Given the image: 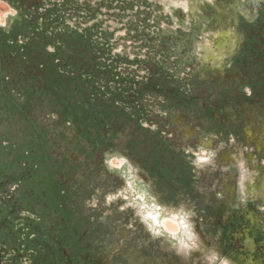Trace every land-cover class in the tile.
Wrapping results in <instances>:
<instances>
[{
    "label": "flooded vegetation",
    "instance_id": "1",
    "mask_svg": "<svg viewBox=\"0 0 264 264\" xmlns=\"http://www.w3.org/2000/svg\"><path fill=\"white\" fill-rule=\"evenodd\" d=\"M64 1L0 0L16 9L15 15L7 13V27L0 28L9 31L16 21L44 17L55 6L64 22ZM106 1L109 7L112 1ZM119 1L123 13L130 6L143 8L121 17L127 33L122 45L125 52L131 51L125 57L144 61L150 71L137 81L138 91L156 96L152 117L173 124V135L181 138L180 143L168 141L157 129L162 136L151 131V139L150 132L139 131L124 152L134 159L148 156L149 166L165 160L161 173L181 170L200 217L196 234L179 220L192 240L212 246L215 257H224L223 264H264V0H197L186 12L178 10L177 0ZM116 29L113 40L120 38ZM95 39L112 48L108 38L106 43ZM222 50L227 53L210 55ZM113 80L100 83L101 92L93 95L90 105L79 101V122L90 117L97 124L94 118L103 116L101 105L105 110L112 106V98L102 101L101 95L108 86L112 90ZM49 100L32 92L0 96V264H132L124 257L110 261L120 250L113 241L114 228L125 221L123 229L128 231V216L116 211L106 216L108 220L88 217L93 208L88 202L100 200L99 189L106 193L97 178L104 166L111 176L109 164L73 155L71 143H78L70 142L69 130L78 123L59 113V107L53 109ZM88 108L90 113L84 114ZM159 108L166 114L163 119ZM79 131L81 137L88 132L84 127ZM143 137L149 141L143 142ZM45 139L57 146L52 152ZM146 142L153 147H144ZM90 176L97 184L87 185ZM156 197L161 199V192ZM156 201L147 214L153 225L159 224L165 209ZM94 208L92 214L103 207ZM118 232L125 238L123 230ZM144 246L147 256L133 247V264H162ZM172 261L183 264L171 258L163 264Z\"/></svg>",
    "mask_w": 264,
    "mask_h": 264
},
{
    "label": "rangeland",
    "instance_id": "2",
    "mask_svg": "<svg viewBox=\"0 0 264 264\" xmlns=\"http://www.w3.org/2000/svg\"><path fill=\"white\" fill-rule=\"evenodd\" d=\"M108 1H112L109 7L106 0H65L62 4L65 8V15L63 16H66L67 20L63 19L64 23L60 20L61 25L65 24L72 28H80L81 30L95 28L96 38L104 43H106L108 38L112 46L110 49L113 60H110L109 63L113 62L111 66L116 76L112 86L110 85L112 90H104L101 95V97H104L102 101L109 102L108 99L112 98L113 102L110 101L112 106L105 110L104 103L101 105L103 116L99 115L94 118L99 121L97 124L92 122L90 117L86 118L82 123L79 122L78 118L73 117V121L78 123V125H76V128L69 130L70 142L74 140V142L78 143V145L71 143V146L73 145V150L71 151H73L75 157L88 158L92 162L94 160H102L107 162L111 169L110 177L107 174L106 166L102 167V173H98L97 182L106 193L103 194L99 189L97 194L101 193L100 200L97 201V199L93 198L88 202L87 205L93 207L88 212V217L93 218L94 215L98 219L108 220L109 218L107 217L109 216L107 215L114 214L116 211L122 216H128L126 220L128 231L123 229L125 221L117 222V226L114 228L113 241L117 242L120 250L110 260L111 262L121 261L122 257H124L133 264V261L137 258V255L132 253L133 247L136 246L135 248L140 254L147 256V253L141 249L145 244L144 247L151 248V253L155 255L154 257L160 259L159 262L162 264L164 261L170 260V258L177 263L183 264H195L196 262L201 264L202 260L206 262L205 264H223L224 257L220 255L215 257L214 254L216 253L212 246L207 244L202 247L198 241L189 237L190 232L197 233L194 225L197 224V220L200 217L196 214V209L192 204L190 195L192 188L186 184L185 178L181 176V170L176 173L175 169L178 168L172 171L167 168V172L163 171L161 173L159 166H163L165 160L149 166L147 162L148 156L144 158L135 157L134 159L129 151L124 152V149H128L127 147L132 142H135L134 134L139 131L150 132L148 137H151V139L154 137L152 132L154 133L155 130V133L160 136L163 135L168 141L171 139L176 143H180L181 138L178 135H173L176 131L173 124L168 121L162 122L156 119L157 117H152L155 115V106L158 107V103L154 99L156 96L138 91L137 81L146 79L150 71L144 67L143 60H139L143 62H137L136 57L133 55H130L129 58L125 57L131 53L130 49L125 52L122 45L127 43L125 42L127 33L124 28L126 24L124 20L119 21V23L112 21L116 18L110 12V10H119L120 1ZM112 4H116V6L114 7ZM73 6H77V9L74 10ZM7 13L15 15L16 9L7 3L0 2V24L3 27L8 25L6 21ZM23 15L27 16L26 13ZM112 23L119 24V32H117V29L114 32L120 35V38L115 40L112 39V30L114 29L111 25ZM105 27L108 29L107 34L105 31V34L102 32ZM111 40L113 41L111 42ZM114 44H117V46L114 47ZM118 73H122L125 79L117 76L119 75ZM157 112H161V119L166 115L163 114V109L159 108ZM105 122H107V126ZM159 122L160 124H158ZM134 125L137 126V129L133 128ZM80 127L88 130V132H85L86 136H80ZM157 129L161 130L162 135ZM90 130L95 132L92 133ZM58 139L62 142L65 141L61 136H58ZM143 139V142L149 141L147 137H143ZM45 141L49 144L48 149L50 152L57 147L52 144L50 139L48 141L45 139ZM149 145L153 147L154 144L153 142H146L144 147ZM88 150L91 153L89 156L85 155ZM125 163L126 165H124ZM174 163L176 164V161ZM165 165L163 167L167 166ZM86 177H89V175ZM106 183L109 185L106 186ZM93 184H97L96 179L94 181V177L88 178L87 185L91 186ZM159 191L161 192V199L156 197L160 193ZM155 197L160 200L156 201ZM155 201L165 208L160 214L161 219L157 225H153L152 221L149 220L150 218L147 217L148 212L154 209ZM99 203L103 208L99 212H93L92 214V209L99 206ZM182 219L187 227L191 228L190 232H187L182 225L180 226L179 220ZM134 222L137 223V226L133 224ZM121 230L125 232V238L118 232ZM133 232L136 234L134 239L136 245L132 243ZM142 238L143 242H141Z\"/></svg>",
    "mask_w": 264,
    "mask_h": 264
},
{
    "label": "trees",
    "instance_id": "3",
    "mask_svg": "<svg viewBox=\"0 0 264 264\" xmlns=\"http://www.w3.org/2000/svg\"><path fill=\"white\" fill-rule=\"evenodd\" d=\"M58 11L57 6L50 8L40 17L42 23L40 18H24L9 31L0 28V96H49L53 109L77 118L79 101L90 105L101 92L100 83L109 85L115 73L107 62L110 48L95 39V28L79 31L61 25Z\"/></svg>",
    "mask_w": 264,
    "mask_h": 264
},
{
    "label": "crops",
    "instance_id": "4",
    "mask_svg": "<svg viewBox=\"0 0 264 264\" xmlns=\"http://www.w3.org/2000/svg\"><path fill=\"white\" fill-rule=\"evenodd\" d=\"M210 2H212L213 0H209ZM190 2H199V1H197V0H187V1H182V0H177V1H175V4H176V6H177V8H179L178 10H183V11H187V9H188V7H189V3ZM114 7L116 6V4H112ZM131 8L129 9V10H127V13H123V9L121 8V9H116V10H110V12H112L111 14L112 15H114V18H116L115 20H112V21H117V23H119V21H122V19H121V17L124 15H134L135 13L137 14L139 11H143V8L142 7H139L138 5L136 6H130ZM122 12H121V11ZM169 11V10H168ZM167 11V12H168ZM169 12H171V11H169ZM166 13V12H165ZM180 13H181V11H180ZM211 21H209V23H210ZM112 25V27L114 28H116V27H119V24H115V23H112L111 24ZM213 52H214V54H213ZM227 52H226V50L225 51H221V53L220 52H218V51H211V53H210V55L212 56V57H214V58H216L217 57V54H226Z\"/></svg>",
    "mask_w": 264,
    "mask_h": 264
},
{
    "label": "bare ground",
    "instance_id": "5",
    "mask_svg": "<svg viewBox=\"0 0 264 264\" xmlns=\"http://www.w3.org/2000/svg\"><path fill=\"white\" fill-rule=\"evenodd\" d=\"M235 37V36H234ZM231 38V37H230ZM234 39V38H233ZM225 48V47H224ZM208 51H210V50H208ZM220 52V51H219ZM221 53V52H220ZM213 54H214V52H213Z\"/></svg>",
    "mask_w": 264,
    "mask_h": 264
}]
</instances>
